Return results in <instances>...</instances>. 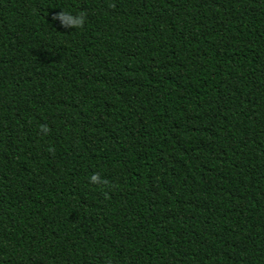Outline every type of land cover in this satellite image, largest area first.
Here are the masks:
<instances>
[{
    "label": "trees",
    "instance_id": "trees-1",
    "mask_svg": "<svg viewBox=\"0 0 264 264\" xmlns=\"http://www.w3.org/2000/svg\"><path fill=\"white\" fill-rule=\"evenodd\" d=\"M0 264H264V0H0Z\"/></svg>",
    "mask_w": 264,
    "mask_h": 264
},
{
    "label": "clouds",
    "instance_id": "clouds-1",
    "mask_svg": "<svg viewBox=\"0 0 264 264\" xmlns=\"http://www.w3.org/2000/svg\"><path fill=\"white\" fill-rule=\"evenodd\" d=\"M53 20H58L64 28L79 29L85 23V13L83 11H72L62 7V10L53 14ZM90 182L97 185H104L107 181L99 173H93L89 177Z\"/></svg>",
    "mask_w": 264,
    "mask_h": 264
}]
</instances>
